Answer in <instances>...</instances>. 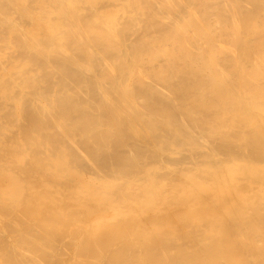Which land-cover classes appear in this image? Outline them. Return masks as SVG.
<instances>
[{
  "label": "bare ground",
  "instance_id": "bare-ground-1",
  "mask_svg": "<svg viewBox=\"0 0 264 264\" xmlns=\"http://www.w3.org/2000/svg\"><path fill=\"white\" fill-rule=\"evenodd\" d=\"M0 264H264V0H0Z\"/></svg>",
  "mask_w": 264,
  "mask_h": 264
}]
</instances>
